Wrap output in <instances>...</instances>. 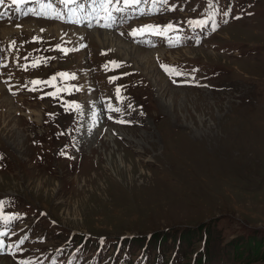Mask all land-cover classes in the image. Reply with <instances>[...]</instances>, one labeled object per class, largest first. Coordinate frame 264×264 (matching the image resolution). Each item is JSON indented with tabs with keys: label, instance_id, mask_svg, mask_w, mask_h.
<instances>
[{
	"label": "rangeland",
	"instance_id": "374dc122",
	"mask_svg": "<svg viewBox=\"0 0 264 264\" xmlns=\"http://www.w3.org/2000/svg\"><path fill=\"white\" fill-rule=\"evenodd\" d=\"M30 2L0 9V264H264V0Z\"/></svg>",
	"mask_w": 264,
	"mask_h": 264
},
{
	"label": "snow or ice",
	"instance_id": "6c2138e0",
	"mask_svg": "<svg viewBox=\"0 0 264 264\" xmlns=\"http://www.w3.org/2000/svg\"><path fill=\"white\" fill-rule=\"evenodd\" d=\"M12 2L15 5H21L25 2V0H12ZM35 2L39 3V10L30 9L29 11L33 15L44 16L45 18H49V19H63L64 14L61 11H58L57 9L53 7L51 0H49L48 3H44L43 0H35ZM92 2L94 5H96L99 8V10H101L102 12L106 14V19L109 22H112L114 20V17L112 16L113 12H121V11L126 10L129 7H135L137 5H140L141 3H147V0H123V8L116 7L114 0H92ZM116 2L119 3V0H116ZM167 2L168 0H152V8L150 9V12H154L158 10L157 4H167ZM2 3H3V0H0V4ZM59 3L64 5L66 8L69 5H77V7L75 8H70L67 14L69 16V22H79L78 20H73L71 18L75 17L78 11L81 13L84 12L85 8H84V4L81 3V0H59ZM93 11H96V8H93ZM105 26H110V23L106 24ZM172 29H173V26L171 24H169L163 30H161L157 26L148 25L145 28L141 29L140 33L151 32L155 34H166L167 31L172 30ZM135 34L137 33H134V35ZM164 67L166 71L175 72V69H169L167 66H164ZM59 75L64 78H69L67 73H60ZM53 79H55V77ZM33 83L38 85L40 83H47V82L34 81ZM117 95H119V89H117ZM113 110L118 111V109H113ZM3 219L5 223H7L10 218L3 217ZM0 235H4V233H0ZM0 247H2V242H0ZM23 264H28V262H23Z\"/></svg>",
	"mask_w": 264,
	"mask_h": 264
},
{
	"label": "trees",
	"instance_id": "16d2710c",
	"mask_svg": "<svg viewBox=\"0 0 264 264\" xmlns=\"http://www.w3.org/2000/svg\"><path fill=\"white\" fill-rule=\"evenodd\" d=\"M252 246V249H249L250 251L253 250V248L255 249V251L253 252V255H255V257H258L260 259H264V248L261 247L260 245H256L251 243L250 245H248V247ZM249 251V253H250Z\"/></svg>",
	"mask_w": 264,
	"mask_h": 264
},
{
	"label": "bare ground",
	"instance_id": "6f19581e",
	"mask_svg": "<svg viewBox=\"0 0 264 264\" xmlns=\"http://www.w3.org/2000/svg\"><path fill=\"white\" fill-rule=\"evenodd\" d=\"M251 23V22H250ZM257 83V82H256ZM261 83V82H260ZM262 86H264V85H262ZM130 168V167H129ZM132 170V169H131ZM133 174V173H132ZM75 182H76V179H75ZM58 200V199H57ZM56 204V203H55ZM70 206V205H69ZM72 210H74V209H72Z\"/></svg>",
	"mask_w": 264,
	"mask_h": 264
}]
</instances>
